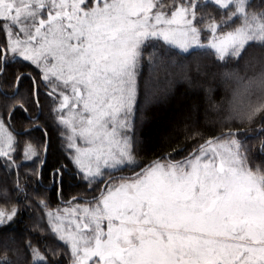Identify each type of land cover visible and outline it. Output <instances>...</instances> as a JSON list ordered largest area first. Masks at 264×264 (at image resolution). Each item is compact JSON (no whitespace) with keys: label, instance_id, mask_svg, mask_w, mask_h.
<instances>
[{"label":"snow or ice","instance_id":"1","mask_svg":"<svg viewBox=\"0 0 264 264\" xmlns=\"http://www.w3.org/2000/svg\"><path fill=\"white\" fill-rule=\"evenodd\" d=\"M0 264H264V0H0Z\"/></svg>","mask_w":264,"mask_h":264},{"label":"trees","instance_id":"2","mask_svg":"<svg viewBox=\"0 0 264 264\" xmlns=\"http://www.w3.org/2000/svg\"><path fill=\"white\" fill-rule=\"evenodd\" d=\"M175 69L178 70V72L176 71L178 78H175L177 77L174 74L175 70H172L174 78L177 81L174 85L173 93L175 100H170L167 106L150 109L145 112L144 130L146 133L149 132V130L151 131L153 140L151 143L143 146L141 154L138 156V160L142 166L150 163L155 156L170 151L171 148L169 145L175 147L176 143H178V141L175 140V136L183 131V127L176 124V121L179 119V116L176 113V101L185 99L187 94L196 102H207L204 90L199 88H190L186 83L179 79L182 69L179 67ZM213 87L215 89L213 92V98L217 102L222 101L226 95L225 87L221 84H216ZM82 191L83 187L81 185H66L63 189L62 197L63 199L68 200ZM49 196L53 207L60 204V200L51 192H49Z\"/></svg>","mask_w":264,"mask_h":264},{"label":"rangeland","instance_id":"3","mask_svg":"<svg viewBox=\"0 0 264 264\" xmlns=\"http://www.w3.org/2000/svg\"><path fill=\"white\" fill-rule=\"evenodd\" d=\"M173 70H175L174 71V74L177 76V77H175V78H178V74L176 73V71L178 72V70L177 69H173ZM121 173H117V175H120ZM122 174H124V175H128L129 173L128 172H124V173H122Z\"/></svg>","mask_w":264,"mask_h":264}]
</instances>
